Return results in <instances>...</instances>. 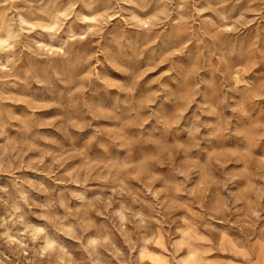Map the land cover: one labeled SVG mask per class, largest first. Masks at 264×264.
I'll list each match as a JSON object with an SVG mask.
<instances>
[{"label":"rangeland","instance_id":"374dc122","mask_svg":"<svg viewBox=\"0 0 264 264\" xmlns=\"http://www.w3.org/2000/svg\"><path fill=\"white\" fill-rule=\"evenodd\" d=\"M0 264H264V0H0Z\"/></svg>","mask_w":264,"mask_h":264}]
</instances>
